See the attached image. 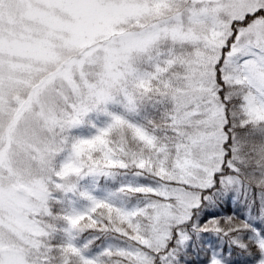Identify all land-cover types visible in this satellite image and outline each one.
<instances>
[{"label": "snow or ice", "instance_id": "snow-or-ice-1", "mask_svg": "<svg viewBox=\"0 0 264 264\" xmlns=\"http://www.w3.org/2000/svg\"><path fill=\"white\" fill-rule=\"evenodd\" d=\"M0 264H264V0H0Z\"/></svg>", "mask_w": 264, "mask_h": 264}]
</instances>
